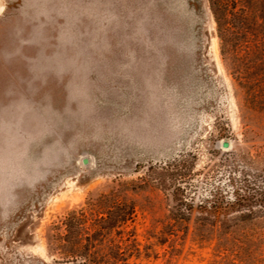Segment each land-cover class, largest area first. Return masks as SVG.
Returning a JSON list of instances; mask_svg holds the SVG:
<instances>
[{"label":"rangeland","instance_id":"1","mask_svg":"<svg viewBox=\"0 0 264 264\" xmlns=\"http://www.w3.org/2000/svg\"><path fill=\"white\" fill-rule=\"evenodd\" d=\"M243 105L207 0H0V264H264L263 205L177 207L264 192Z\"/></svg>","mask_w":264,"mask_h":264},{"label":"trees","instance_id":"2","mask_svg":"<svg viewBox=\"0 0 264 264\" xmlns=\"http://www.w3.org/2000/svg\"><path fill=\"white\" fill-rule=\"evenodd\" d=\"M207 1L216 24L220 55L242 92L243 107L264 116V0ZM263 195V191L254 190L252 196L244 197L236 191L233 200L216 198L212 203L205 202L195 206L179 200L177 207L185 206L188 212L196 210L227 218L252 202L263 205L264 208ZM87 210L104 213L116 223L124 221L126 214H131L133 205L118 198L117 191H111L99 195L95 202L88 205ZM77 220V215L72 213L65 223L67 233L72 237L78 228ZM73 249L69 251L71 254H75Z\"/></svg>","mask_w":264,"mask_h":264},{"label":"water","instance_id":"3","mask_svg":"<svg viewBox=\"0 0 264 264\" xmlns=\"http://www.w3.org/2000/svg\"><path fill=\"white\" fill-rule=\"evenodd\" d=\"M222 148L228 149L230 147V144L227 141H223L221 143ZM83 165H88V159H83L82 161Z\"/></svg>","mask_w":264,"mask_h":264}]
</instances>
